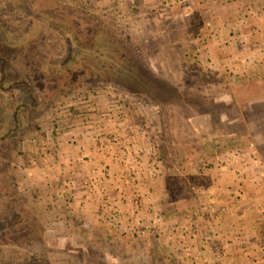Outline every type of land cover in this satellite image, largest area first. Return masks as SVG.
<instances>
[{"label": "rangeland", "instance_id": "374dc122", "mask_svg": "<svg viewBox=\"0 0 264 264\" xmlns=\"http://www.w3.org/2000/svg\"><path fill=\"white\" fill-rule=\"evenodd\" d=\"M149 2L153 6L150 11L146 5ZM157 2L159 0H0V65L3 64L0 72V264H70L74 254L67 251L64 257L53 253L65 239L85 249L80 254L84 258L77 256L72 261L74 264H119L130 258L133 264H152L151 260H159L158 255L162 256V261L166 258L164 264L179 263V252L176 248L173 250L161 234L181 232L180 228L187 231L189 225L195 224L197 230L204 233L206 215H202L208 213L206 200L215 190L210 184L212 179L221 181L231 190L229 195H233L234 189L227 182L256 174L264 167L256 147L257 141L264 144V108L262 113L252 116L247 106L249 100L244 99L239 107L233 105L223 108L227 111L223 110L222 114L214 113L212 120L219 126L215 134L222 140L223 136L240 139V143L225 147L218 154L205 155L198 132L210 128V117L191 118L193 125H187L179 109H169V104H163V109L157 108L148 97L129 92L125 85L130 86L131 82L123 74L140 68L132 50V46L139 45L144 51L143 59L148 58L144 61L151 64L150 71L167 78L180 92L194 93L196 100L201 90L215 98L225 96L224 88L242 76L237 70H264L263 52L227 64L221 58L217 61L209 58L206 50L211 49V54L219 52L220 48L212 39L218 41L217 45L221 40L230 39L237 48L236 41L258 16L257 7L264 8V0H161L159 5ZM245 7L251 12L245 13ZM251 39L258 44L253 36ZM226 43L224 46L228 47ZM122 45L129 50L132 61L118 66V55L124 54ZM70 56L76 58V64H65ZM82 66L96 75L79 77ZM260 94L264 98V90ZM245 95V90L239 94L240 98ZM126 101L133 102L131 111L122 109L121 102ZM198 101L207 108L202 97ZM241 108L247 118L252 117L251 121H241V117L234 119ZM130 113L155 123L160 140L167 146L164 166L155 160V147L151 146L152 150L144 149L147 170H141L137 179V175L132 174L136 182H143L142 186L147 189L144 195L137 191L139 205L135 207L132 200V209L135 213L146 209V215L138 219V226L150 230V234H131L134 226L131 218L110 204L104 213L101 210L99 217L93 207L84 209L92 214L91 224L102 233L93 232L85 237L78 235L79 229L74 228L71 229L74 233L65 234L68 227L64 219L57 220L52 212L55 202L72 201L65 184L66 174L78 168L82 148H78L80 141H72L77 147L68 155L73 156L74 161L66 164L57 155L60 147L57 143L63 138L74 140L83 133L91 137L99 133L95 126L92 129L84 124L87 120L99 119L97 124L104 127V118L132 120ZM133 120L142 130L137 120ZM85 126L88 129L85 130ZM199 152L202 153L198 155ZM185 154L197 158L196 164L191 163L190 157L186 161ZM126 164L135 169L128 161ZM214 172L217 175H212ZM188 173L196 175L193 194L200 196L202 204L195 215L179 217L172 212L175 205L167 209L162 205L164 179L168 174L178 204L189 207L184 204L188 191L181 188ZM219 191L221 195L225 193L220 187ZM192 202L193 207L198 206L197 200ZM198 231L193 232L191 238L196 240L191 241L198 247L197 252H202L199 248H203V242L214 230L205 237L198 233L197 239ZM110 232L113 235L107 239ZM151 236L156 237L155 241L163 245L165 252L156 249V256L150 245L149 250L141 247L143 239ZM210 250H205L204 257L213 256ZM124 253L128 254L127 258ZM182 255L186 256L182 253L180 257ZM230 256L222 252L215 264H229ZM85 258L87 262L83 261ZM254 260L259 261V256Z\"/></svg>", "mask_w": 264, "mask_h": 264}, {"label": "crops", "instance_id": "0c3cea01", "mask_svg": "<svg viewBox=\"0 0 264 264\" xmlns=\"http://www.w3.org/2000/svg\"><path fill=\"white\" fill-rule=\"evenodd\" d=\"M160 1L156 4L159 5ZM150 3L146 4L148 11L153 7L149 5ZM248 7L244 8L245 13L251 12ZM257 9L262 12L255 11L258 16H256L251 26L244 28L243 35L241 34L236 41L237 48L230 42V39L221 40L220 45H217L218 41L212 39L211 42L213 44L216 42V47L220 50L217 54L215 52L211 54V49L207 48L206 51H209L210 54L207 56L215 61L221 58L223 61L226 60L227 64H233L234 60L250 58L257 52H263L264 55V8L257 7ZM252 36L254 40L259 41L258 44L252 43ZM226 42L229 43L228 47L224 46ZM237 71L240 75L245 73L240 69ZM99 121V119L96 121L91 119L84 123L92 129L95 127L99 129V133H96L93 137L87 132L88 136L83 133L81 137H75L74 140L67 141L63 138L57 143L60 146L57 149V155L66 164L74 161L73 156L68 155L73 154L71 150L77 147L72 141L77 143L80 141L78 143L80 147L78 148L83 149H81L80 161L77 164L78 168L66 174L67 181H65V184L72 194L70 204H72L74 211L78 212L76 214L78 218L88 222H91L90 215L92 214L84 209L88 210L93 207L97 210V214H94L99 217L101 210L104 213L108 204L115 205L120 208V211H123L127 218H131L134 224L132 228L130 227L133 232L131 234L149 235L150 230L147 231L138 226V219L146 215V209H141L140 212L135 213V210L132 209V199L134 194L140 195L141 193L144 195L145 190L147 191L143 187L144 183L136 182L135 179L140 177L141 170L144 172L147 170L148 164L144 159V149L148 147L147 149L152 150V147H154L152 138L146 130L137 128L138 125L134 123L133 119L106 117L102 120L106 124L104 127L97 124ZM86 126L84 127L85 130L88 129ZM113 139H117V141L115 142ZM126 141L131 143L130 153H133L128 159H125L120 149ZM153 152H151L152 156ZM126 161L131 163L136 171L126 167ZM133 173L137 175L135 179ZM214 173L212 175H217ZM144 175L146 176V173ZM148 178L147 174L146 179L148 180ZM210 184L212 189L215 190L206 200V204L209 206L208 213L202 215H206V227L203 226L204 233L199 232L201 229L197 230V224L195 223L198 220H195V225L193 227L189 225L187 231L180 228L181 232H164L161 234L165 236V242L173 250L176 248V251L179 252V263L170 264H215L217 256L222 252L230 253L231 262L229 264H264V167L262 166L256 174L245 178L240 177L235 182H227L234 189L233 195H229L231 190L226 188L221 181L212 179ZM219 187L222 191H225L222 195V192H218ZM137 191H140V193H137ZM236 195H239V197L237 198ZM145 196L147 197V195ZM84 225L81 224V226ZM210 228L214 230V232H211V236L214 238L208 236L210 240L203 242L205 243L202 245L203 248H199V251L202 252H197L198 247L193 243L196 239L191 238V235L193 232L198 231L197 239L200 233L205 237L209 235ZM191 239H194L193 242ZM209 249H211L213 256L204 257L205 250ZM182 253L186 256L182 255L180 257ZM256 255L259 256V261L254 260Z\"/></svg>", "mask_w": 264, "mask_h": 264}, {"label": "trees", "instance_id": "16d2710c", "mask_svg": "<svg viewBox=\"0 0 264 264\" xmlns=\"http://www.w3.org/2000/svg\"><path fill=\"white\" fill-rule=\"evenodd\" d=\"M122 46H124V49H123L124 54L122 56L118 55L119 56L118 61H120L118 66H120L122 62L128 63L129 61H132L131 59H129V57H131L129 54V50L127 49L125 45H122ZM132 50H134L133 52L136 53L137 66L139 65L140 68L137 67L136 65H133V67L135 68L137 67L136 68L138 69L137 71L135 69V71L133 72L132 70L123 72V74L126 75L125 76L126 79L129 82H131L130 86L125 85V87L128 89L129 92L138 93V94L148 97L157 108L163 109V107H165L164 105L169 104V109L171 107H173L174 109H179L184 114L182 116L184 119V122L190 126L193 125L192 119L194 117H197V116L210 117L209 118L210 128H207V130L205 131L201 129L198 132L200 135L198 137V141H200L201 148L203 151V153L199 152L198 155L201 153L205 155L212 154V153L218 154L220 153L219 151L224 150L225 147H234L240 143V139L232 138L230 136L229 137L223 136L224 138L222 140L221 136L219 137L215 134L219 126L216 125L214 120H212V116L214 115V113H216L217 115L222 114L223 113L222 111L225 110L223 108H228L233 105H235L236 107H239V102H243L244 99H246L247 101L249 100L247 106L249 107V112H253L252 116H254L253 114H259V112L262 113L263 111L262 108H264V98L260 97L261 95L260 92L262 93V90H264V70L256 69V70H253V72L246 71L242 76L238 78L236 83H232L230 84L231 86L228 85L224 88L225 96H220L218 98H215V97H212L211 95H208L207 93L205 94L204 90H201L199 93L200 94L199 99L201 100V97H202V100H204L208 104V105H205L207 108L204 109V107L200 105V102L198 101L199 99L196 100L197 98V97L195 98L196 94L194 93L192 94L191 92H187V93L180 92L179 89L176 88V86H173L172 84H170L171 82H169L167 78L156 75L153 70L150 71V69H152L151 64L149 62L147 63L146 61H144V59L147 60L148 58L144 57L143 59L141 54H143L144 51L141 50L139 45H137V47L132 46ZM74 58L70 56V58H68L65 64L66 65H70L71 63L72 65L76 64V60H75L76 58L75 59ZM118 61L114 63L115 66H117ZM77 64H81V63L77 61ZM2 67H3V64L0 65V72L2 71ZM86 71L88 72L86 73ZM79 73H80L79 77L88 76L91 78L93 75H96V74H93V72L89 68L86 69L85 66H82V72H79ZM128 76L131 77V80L129 79ZM217 85H219V83ZM207 89H209V87ZM243 90L246 91V95L243 98L242 97L240 98L239 94ZM157 97H160V99H157ZM219 103H221L222 105L217 106ZM247 106L245 105V107ZM121 107L124 111L127 109L131 111V109L134 108L133 102H130V101H126L125 103L121 102ZM242 110L244 109L241 108L240 112H238L239 115H237L234 119L235 120L236 118L240 119L241 117L243 119L241 121H251L252 117L247 118L245 110L244 111ZM13 113H15L14 116H16V110H14ZM129 116H131V118L133 119H136L137 122L140 124V126L150 134V137L152 138L153 146L155 147L154 156L156 158L155 157L154 158L156 161H160L162 166H164L166 164V159H167L166 158L167 146H166V143L160 140L161 134L158 132V129L155 123L149 121L144 116L135 117V115L132 113H130ZM196 129H199V127L197 126ZM256 143L258 144V146H256L259 150L258 153L261 154V158L264 162V144L258 141ZM185 157H187L186 158V161H187L190 155L185 154ZM190 158H191L190 160L191 163L196 164L197 158L193 157L192 155ZM182 163H183V160L181 161V164ZM165 172L166 170L163 173ZM167 176L168 174H166V178L164 179L165 186L162 191L164 194V199L162 201V205L164 209L171 208L175 205L174 210L172 211L174 215L179 216V217H186V215L187 216L195 215L198 211V208L202 204V199L200 198V196L199 195L195 196L193 194L194 188L197 186L196 185L197 183L196 175L188 173V177L185 178L186 180L182 183V186H181V188H184V190L188 191L185 197L184 204L189 207L183 206V204H178L179 201L176 195L172 193L173 191L171 190V185H170L169 179H167ZM194 197L195 199H193ZM195 200L198 201V204H197L198 206L193 207L192 201H195ZM54 207H55V211L52 212V214L54 215L53 217L56 218L57 220L62 217L64 219V222L66 223V227H68L65 234H70L69 232H71V229L72 230L79 229V232H76V231L75 232L78 233V235L82 234L85 237L87 235H90V233H93V232H95L94 233L95 235L102 233L101 229L93 226L91 222L78 218L73 208H70V202L68 203L66 200L61 199L60 202L58 203L55 202ZM82 221L85 222L86 227L81 226ZM71 233H74V232L72 231ZM112 235L113 234L110 232V234L107 235V239H109ZM64 236L67 237V235H64ZM155 240H156V237H153V236H151V238H145L143 239L141 243L142 245L141 247L149 250L148 245H150V250L154 251L155 255L157 256L158 254H156V249L165 252V248H163V245L161 246V244H158ZM84 250H85L84 248L76 247V245H72V242L65 239L63 245L59 247L57 246V249H55V252L53 253L61 254L63 256L64 253L67 254V251H68L74 254V258H72V261H73L77 256L78 258H84L83 255H82L83 257H81L80 255L81 252L82 253L84 252ZM101 253L103 255V251ZM123 256L127 258L128 254L124 253ZM64 257H67V255H64ZM161 257L162 256L158 255L159 260L158 259L151 260L152 261L151 263L152 264H155V263L164 264L163 263L164 260L163 261L160 260ZM69 260L70 259H68V261ZM86 260H87L86 258L83 259L84 262H87ZM72 261L70 260V264H74ZM119 264H133V262L131 261V259H129L128 261H125L124 263L121 262Z\"/></svg>", "mask_w": 264, "mask_h": 264}, {"label": "built area", "instance_id": "2783aa9c", "mask_svg": "<svg viewBox=\"0 0 264 264\" xmlns=\"http://www.w3.org/2000/svg\"><path fill=\"white\" fill-rule=\"evenodd\" d=\"M113 141H117V139H113ZM125 144V145H124ZM124 144H122V146L120 147V149H121V151H122V153H123V155H124V157H125V159H128V158H130L131 157V155L133 154H131L130 153V146H131V143H129V142H124ZM133 201H135V207H137V205H139V203H138V200H139V195H135V196H133V199H132ZM136 211V210H135Z\"/></svg>", "mask_w": 264, "mask_h": 264}]
</instances>
